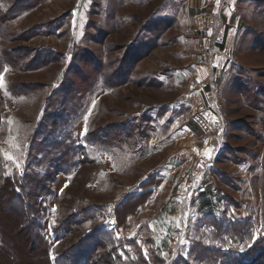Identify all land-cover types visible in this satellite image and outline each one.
Segmentation results:
<instances>
[{
	"label": "rangeland",
	"instance_id": "374dc122",
	"mask_svg": "<svg viewBox=\"0 0 264 264\" xmlns=\"http://www.w3.org/2000/svg\"><path fill=\"white\" fill-rule=\"evenodd\" d=\"M0 75V187L39 181L55 249L86 233L71 222L87 205L100 206L90 227L115 232L116 208L152 177L131 220L168 262L206 215L249 218L264 237V0H0ZM122 127L124 150L93 144ZM13 198L0 196V264H46Z\"/></svg>",
	"mask_w": 264,
	"mask_h": 264
},
{
	"label": "trees",
	"instance_id": "16d2710c",
	"mask_svg": "<svg viewBox=\"0 0 264 264\" xmlns=\"http://www.w3.org/2000/svg\"><path fill=\"white\" fill-rule=\"evenodd\" d=\"M190 109L187 107L183 112L178 111V114H187ZM166 113L167 110H163L159 114L163 116ZM154 121H156L155 118ZM169 126L170 124L165 128L168 129ZM129 130L122 127L117 132V138L107 141L102 137L93 144L99 147L109 146L118 151L124 150L133 142L132 132ZM142 134L144 136L145 133L142 132ZM1 179L3 184L0 187V196H6L9 193L15 196L12 200L17 203L11 206L19 210L15 215L16 222L22 224L24 230H29V237L32 238L33 243L40 244L41 252L46 253V264H264V237L257 236L255 224L249 218L221 220L212 214L206 215L201 220L196 235L190 241L187 255L180 253L175 255L171 250L173 255L168 262V259L158 250L148 222H143L137 227L131 220L143 209V204L151 198L154 188L162 183V180L156 177L142 184L139 195L126 198L116 208L115 232L97 228L98 226L94 229L90 227L98 220L94 214L100 206L87 205L80 210L79 217L72 219V222V216H70L62 220L60 224V229L64 232L61 236L62 240L72 236L75 230L70 222L81 228L87 227L86 233L74 244L55 249L51 240L43 236L42 228L36 221L43 210L40 207L41 204L37 202L39 196L36 191L41 188L39 181L30 180V184H25L24 188L27 189L29 186L30 190L23 192L19 185L21 178L18 175L13 177L4 175ZM24 195L28 197L27 201ZM261 209L264 224V204ZM91 228L92 231H90ZM128 231H132L135 235L126 236ZM7 233L8 226L0 223V257L3 253L8 254L5 250L11 238ZM26 242L27 240H24L23 245ZM85 248H88L87 253Z\"/></svg>",
	"mask_w": 264,
	"mask_h": 264
},
{
	"label": "snow or ice",
	"instance_id": "6c2138e0",
	"mask_svg": "<svg viewBox=\"0 0 264 264\" xmlns=\"http://www.w3.org/2000/svg\"><path fill=\"white\" fill-rule=\"evenodd\" d=\"M3 84H4L3 75H0V86H2ZM84 132L85 134L87 133V126H85L84 128ZM206 154L210 156V151Z\"/></svg>",
	"mask_w": 264,
	"mask_h": 264
},
{
	"label": "crops",
	"instance_id": "0c3cea01",
	"mask_svg": "<svg viewBox=\"0 0 264 264\" xmlns=\"http://www.w3.org/2000/svg\"><path fill=\"white\" fill-rule=\"evenodd\" d=\"M220 44H221V43H220ZM214 47H215V46H214ZM219 47H220V45H219ZM221 47H222V45H221ZM203 67H204V66H203ZM201 68H202V67H201ZM201 68H198L199 72H200V69H201Z\"/></svg>",
	"mask_w": 264,
	"mask_h": 264
}]
</instances>
